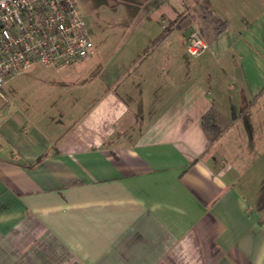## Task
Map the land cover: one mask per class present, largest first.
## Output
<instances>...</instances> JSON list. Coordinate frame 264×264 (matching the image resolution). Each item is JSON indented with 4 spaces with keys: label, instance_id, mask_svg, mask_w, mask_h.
Segmentation results:
<instances>
[{
    "label": "crops",
    "instance_id": "0c3cea01",
    "mask_svg": "<svg viewBox=\"0 0 264 264\" xmlns=\"http://www.w3.org/2000/svg\"><path fill=\"white\" fill-rule=\"evenodd\" d=\"M97 52L4 87L0 264H264V0H142Z\"/></svg>",
    "mask_w": 264,
    "mask_h": 264
},
{
    "label": "built area",
    "instance_id": "2783aa9c",
    "mask_svg": "<svg viewBox=\"0 0 264 264\" xmlns=\"http://www.w3.org/2000/svg\"><path fill=\"white\" fill-rule=\"evenodd\" d=\"M208 44L197 29L187 51L200 55ZM95 51L77 0H0V97L14 76L36 64L64 67L89 59Z\"/></svg>",
    "mask_w": 264,
    "mask_h": 264
},
{
    "label": "rangeland",
    "instance_id": "374dc122",
    "mask_svg": "<svg viewBox=\"0 0 264 264\" xmlns=\"http://www.w3.org/2000/svg\"><path fill=\"white\" fill-rule=\"evenodd\" d=\"M77 1L91 34H94L96 30L98 34L101 33L98 37H94L95 42L98 43V46L95 44V49L98 50L97 54L99 55L109 54L113 48L122 43L126 27L140 24V3L142 0ZM198 27L200 28L201 24ZM38 83L32 87L31 83L28 85L24 81H20L18 86L15 85V82H11L7 92L13 97L12 99L23 103L25 96L32 91V88L34 91L43 89ZM254 161L258 168L264 166V158L256 157Z\"/></svg>",
    "mask_w": 264,
    "mask_h": 264
},
{
    "label": "trees",
    "instance_id": "16d2710c",
    "mask_svg": "<svg viewBox=\"0 0 264 264\" xmlns=\"http://www.w3.org/2000/svg\"><path fill=\"white\" fill-rule=\"evenodd\" d=\"M202 8H204V11L200 15L204 22V29H213L215 35L220 34L227 27L226 22L218 16H215L206 6Z\"/></svg>",
    "mask_w": 264,
    "mask_h": 264
}]
</instances>
